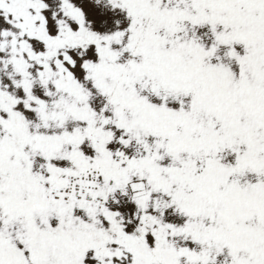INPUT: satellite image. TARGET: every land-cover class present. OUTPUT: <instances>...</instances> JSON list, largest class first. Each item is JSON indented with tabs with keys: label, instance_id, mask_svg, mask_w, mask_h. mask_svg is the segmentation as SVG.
<instances>
[{
	"label": "snow or ice",
	"instance_id": "1",
	"mask_svg": "<svg viewBox=\"0 0 264 264\" xmlns=\"http://www.w3.org/2000/svg\"><path fill=\"white\" fill-rule=\"evenodd\" d=\"M0 264H264V0H0Z\"/></svg>",
	"mask_w": 264,
	"mask_h": 264
}]
</instances>
